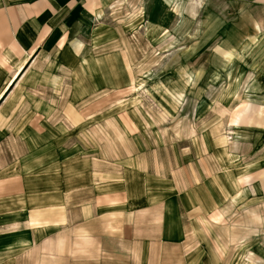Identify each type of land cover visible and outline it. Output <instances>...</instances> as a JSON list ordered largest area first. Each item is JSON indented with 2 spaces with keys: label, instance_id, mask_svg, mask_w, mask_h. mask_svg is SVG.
<instances>
[{
  "label": "rangeland",
  "instance_id": "1",
  "mask_svg": "<svg viewBox=\"0 0 264 264\" xmlns=\"http://www.w3.org/2000/svg\"><path fill=\"white\" fill-rule=\"evenodd\" d=\"M192 1L117 0L76 41L64 177L112 207L113 264H264V2Z\"/></svg>",
  "mask_w": 264,
  "mask_h": 264
},
{
  "label": "crops",
  "instance_id": "2",
  "mask_svg": "<svg viewBox=\"0 0 264 264\" xmlns=\"http://www.w3.org/2000/svg\"><path fill=\"white\" fill-rule=\"evenodd\" d=\"M115 1L0 0V264H113L112 207L100 211L98 195L82 205L65 183L80 160L65 158L64 137L80 134V72L91 71L76 41L97 36Z\"/></svg>",
  "mask_w": 264,
  "mask_h": 264
}]
</instances>
